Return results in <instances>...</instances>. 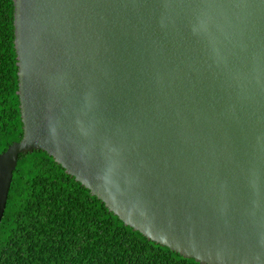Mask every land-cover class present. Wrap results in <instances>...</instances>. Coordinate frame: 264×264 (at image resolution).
<instances>
[{"label": "water", "instance_id": "1", "mask_svg": "<svg viewBox=\"0 0 264 264\" xmlns=\"http://www.w3.org/2000/svg\"><path fill=\"white\" fill-rule=\"evenodd\" d=\"M21 137L198 264H264V0H11Z\"/></svg>", "mask_w": 264, "mask_h": 264}, {"label": "trees", "instance_id": "2", "mask_svg": "<svg viewBox=\"0 0 264 264\" xmlns=\"http://www.w3.org/2000/svg\"><path fill=\"white\" fill-rule=\"evenodd\" d=\"M12 1L0 0V153L21 137ZM0 264H198L119 223L40 151L19 155L0 221Z\"/></svg>", "mask_w": 264, "mask_h": 264}]
</instances>
